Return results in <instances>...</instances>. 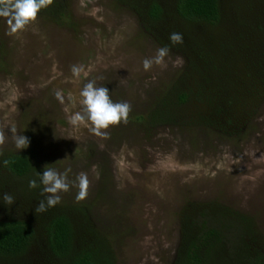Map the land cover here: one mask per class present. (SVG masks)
Returning <instances> with one entry per match:
<instances>
[{"label":"rangeland","instance_id":"374dc122","mask_svg":"<svg viewBox=\"0 0 264 264\" xmlns=\"http://www.w3.org/2000/svg\"><path fill=\"white\" fill-rule=\"evenodd\" d=\"M67 2L66 24L39 14L10 33L8 18L1 20L0 153L31 149L43 170L67 171L70 184L87 173L86 199L78 202L73 186L59 193V203L89 207L118 264H171L179 213L191 201L216 200L247 213L264 235V102L234 137L202 126L147 128L141 116L183 71L184 55L169 51L164 65L145 71L143 60L161 46L130 10L115 0ZM89 81L108 88L113 102L131 105L127 123L110 126L106 137L87 121L70 123L82 111L80 92ZM11 129L28 137L27 148L15 147Z\"/></svg>","mask_w":264,"mask_h":264},{"label":"trees","instance_id":"16d2710c","mask_svg":"<svg viewBox=\"0 0 264 264\" xmlns=\"http://www.w3.org/2000/svg\"><path fill=\"white\" fill-rule=\"evenodd\" d=\"M67 1L53 0L39 14L66 24ZM115 1L137 17L145 35L186 60L141 116L146 127L202 126L241 135L264 102V0ZM173 32L183 35L182 44L170 43ZM42 172L31 149L0 153V264H118L110 236L85 204L58 203L35 213L44 199ZM32 179L37 188L29 187ZM5 192L13 205L3 202ZM179 225L171 264H264V235L247 213L216 200L191 201L182 207Z\"/></svg>","mask_w":264,"mask_h":264},{"label":"clouds","instance_id":"9594fccd","mask_svg":"<svg viewBox=\"0 0 264 264\" xmlns=\"http://www.w3.org/2000/svg\"><path fill=\"white\" fill-rule=\"evenodd\" d=\"M53 0H0V17L8 18L10 25V33H17L27 28L30 24L35 23L41 10L49 7ZM169 41L172 45L182 44L183 35L181 33L173 32L169 35ZM170 49L165 46L157 50L155 57L145 58L143 60V67L145 71L149 70L153 63L157 65H164L165 57L168 55ZM81 72L80 66H73L72 73L74 76H79ZM56 98L63 103L62 92L55 93ZM82 97L81 106L82 111L75 113L70 117V123L78 126L81 122L87 121L91 125V131L101 137H106V130L110 126H116L120 123H127L128 116L131 112V105L126 102H113L108 88L104 86H96L95 81H89L84 85L80 92ZM13 133L12 139L15 147L18 150L27 148L29 146L28 137L16 134L15 129H11ZM5 142V134L0 131V145ZM4 165L7 166L9 161L4 160ZM40 184L43 185L41 195L44 199L40 200L35 207V213H42L48 208L56 206L60 202L61 192H67L70 187H77L78 193L76 200L82 201L88 195L90 187V180L87 173L80 172L76 179L70 184L67 179V171L60 173L52 168H44L42 174L39 173ZM36 179L29 181L30 188H37ZM3 202L7 205L15 203L14 197L10 193H3Z\"/></svg>","mask_w":264,"mask_h":264}]
</instances>
